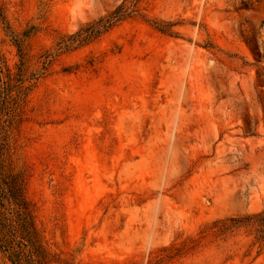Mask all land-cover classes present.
Listing matches in <instances>:
<instances>
[{"label": "rangeland", "instance_id": "374dc122", "mask_svg": "<svg viewBox=\"0 0 264 264\" xmlns=\"http://www.w3.org/2000/svg\"><path fill=\"white\" fill-rule=\"evenodd\" d=\"M0 264H264V0H0Z\"/></svg>", "mask_w": 264, "mask_h": 264}, {"label": "trees", "instance_id": "16d2710c", "mask_svg": "<svg viewBox=\"0 0 264 264\" xmlns=\"http://www.w3.org/2000/svg\"><path fill=\"white\" fill-rule=\"evenodd\" d=\"M126 11L127 10H125V7L121 6V7L117 8L115 11H113L109 17L101 18L98 22L90 24V26L88 27L89 29H85L86 34H85L84 38L92 36L94 34H97L103 28L110 26L115 21L116 18H120L122 15L125 14ZM18 190H20V188H18ZM14 197H15L14 203H16L20 197H21V200H24L26 202L25 197L21 196V193L15 194Z\"/></svg>", "mask_w": 264, "mask_h": 264}]
</instances>
